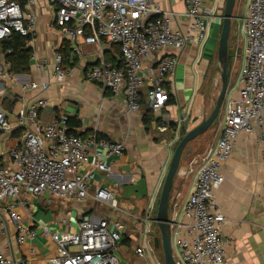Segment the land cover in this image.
<instances>
[{
	"label": "built area",
	"instance_id": "obj_1",
	"mask_svg": "<svg viewBox=\"0 0 264 264\" xmlns=\"http://www.w3.org/2000/svg\"><path fill=\"white\" fill-rule=\"evenodd\" d=\"M208 1L185 0L187 21L175 27L171 12L164 11L155 0H49L54 6L53 25L74 43V53H82L76 42L78 38L100 47L115 44L119 48L120 64L101 58L86 69L84 77L100 83L114 95H121L128 112L139 111L147 103L153 114L160 115L166 124L174 123L163 109L170 100L167 78L172 77L178 58L166 54L156 63L146 59L169 48L181 50L193 43H204L210 26L214 22L222 25L223 21V11L219 8L224 0L206 5ZM37 3L38 0H0V40L9 38L15 30L30 36L27 43L33 47ZM236 18L243 43L242 54L237 49L234 60L241 58V66L235 83L232 82L234 85L227 91L217 138L190 162L188 171L193 173V183L182 214L171 219L177 264H223L227 240L221 231L226 216L215 200L214 191L224 180L222 168L232 155L240 132L253 133L257 142L264 145V0H246L242 15ZM11 51L12 48L0 50V137L15 128L20 130V135L15 145L2 148L0 144V200L3 201L0 236L7 233V223L11 221L17 229V241L25 243L35 238L39 230L24 223L23 215L14 205V200L22 201V193H46L75 203L93 199L119 209L117 196L109 188L95 184L94 179L98 171H111L114 156L122 155L126 144L96 134L82 137L70 130L65 114L44 122L39 117L40 110L49 105L44 96L29 101L11 118L12 109L4 105L8 81L15 78L6 58V53ZM34 54L33 51L31 58ZM53 54L54 76L61 82L70 68L64 65L60 48ZM47 87V81L21 84L23 91ZM186 115L175 122L171 141L175 147L184 134L180 129ZM260 154L264 159V146ZM156 203L157 199L152 197L146 209L148 215L156 213ZM50 227L40 224L41 232L55 242V252L48 259L50 264H125L116 252L125 230V223L119 217L87 212L79 217L75 230ZM150 246L153 247L151 239L137 246L136 252L144 255ZM7 249L0 239V264H14ZM18 263L40 264L31 256ZM154 264H164V260L157 257Z\"/></svg>",
	"mask_w": 264,
	"mask_h": 264
},
{
	"label": "crops",
	"instance_id": "obj_2",
	"mask_svg": "<svg viewBox=\"0 0 264 264\" xmlns=\"http://www.w3.org/2000/svg\"><path fill=\"white\" fill-rule=\"evenodd\" d=\"M164 11L171 12L173 26L180 27L187 21L185 0H155ZM210 0L206 5H210ZM221 4V1H217ZM223 7L219 8L224 11ZM37 23L33 38L34 57L31 59L29 74L17 75L8 81L6 95L14 101L11 106L15 116L37 97H47L49 105L40 110L39 117L50 122L54 117L65 114L73 117L77 125L73 132L82 137L96 136L110 140H122L126 150L122 155L114 156L110 172L98 171L94 183L109 188L119 202V209H111L93 199L84 203L62 201L52 195L22 193V201L14 200V205L23 215V221L39 232L35 238L25 243L17 241V229L8 221L7 233L0 236L7 246V255L14 264L22 258L35 257L40 264H50L49 257L55 252V242L41 232L40 224H50L51 229H77L79 217L87 212H97L121 218L125 223L123 239L117 255L125 264H154L160 248L154 245V236L158 235L155 221L156 213L148 215L147 206L152 197L158 199L169 161L173 154L171 141L175 136L170 124L163 122L160 115H154L150 123L145 121L146 108L128 112L121 95H114L100 83L88 81L84 77L86 69L95 65L101 58L119 62V48L115 44L85 43L82 38L76 41L82 53L73 52V44L65 38L61 29L53 25L54 6L49 0H38L35 7ZM221 25L214 22L204 43H193L181 50L169 48L146 59L156 63L166 54H175L178 58L172 77L167 78L174 102L167 103L163 112L171 122H176L185 114L181 129H190L191 117L205 113L204 98L200 88L207 66L217 48ZM69 42L67 61L69 67L66 78L59 82L53 72L54 50L65 48ZM47 81L46 89L23 91L21 84ZM204 134V133H203ZM1 147L15 145L19 141L18 128L1 134ZM15 141V144L13 142ZM210 133L193 139L186 146L179 170L175 176L169 206L170 218L180 217L183 203L188 196L193 173L188 171L190 162L204 153L211 144ZM264 146V145H262ZM260 143L253 133H239L232 155L223 166L224 180L215 189L214 197L223 209L226 222L222 235L227 240L223 264H264V159L261 157ZM160 190V191H159ZM9 200V199H8ZM156 203V205H157ZM3 201L0 200V205ZM157 212V211H156ZM187 217L183 215V220ZM2 217L0 215V224ZM151 239L153 247L144 255L136 252V247ZM149 244V241H148ZM31 248L34 251L31 253ZM161 259V258H160Z\"/></svg>",
	"mask_w": 264,
	"mask_h": 264
},
{
	"label": "water",
	"instance_id": "obj_3",
	"mask_svg": "<svg viewBox=\"0 0 264 264\" xmlns=\"http://www.w3.org/2000/svg\"><path fill=\"white\" fill-rule=\"evenodd\" d=\"M237 0H225L223 21L217 46L216 67L220 71L221 84L220 90L208 115L196 114L190 119L193 126L187 129L182 138L177 143L172 157L169 161L166 174L163 179L160 196L158 199L155 221L158 226V235L154 236V245L156 248H162L164 252V264H177L172 244L171 218L169 214L170 203L174 198L171 196L173 182L179 170L183 152L190 141L205 133L217 118L221 107L225 101L229 86V36L231 32L232 19L234 18V8Z\"/></svg>",
	"mask_w": 264,
	"mask_h": 264
},
{
	"label": "rangeland",
	"instance_id": "obj_4",
	"mask_svg": "<svg viewBox=\"0 0 264 264\" xmlns=\"http://www.w3.org/2000/svg\"><path fill=\"white\" fill-rule=\"evenodd\" d=\"M246 0H237L236 5L234 8V18L232 19V26H231V32L229 36V53L230 57L229 60L231 61L230 67H229V86L228 89L232 86V82L234 80V83L237 78V70L241 66V58L238 60H234V55L237 49H239L240 54H242V43L243 40L238 34V21L237 16H241L244 7H245ZM218 46V43H217ZM216 59H217V48L215 49L213 53V59L210 60L209 65L207 66V70L205 72L204 80L202 81L201 88H200V95L204 98V115H208L212 109V107L215 104V101L217 99L219 90H220V84H221V77H220V71L216 67ZM234 67V69H233ZM233 70V71H232ZM236 73V74H235ZM235 78V79H234ZM234 85V84H233ZM236 87H234L235 89ZM226 100V98H225ZM225 101L221 107V110L215 119L214 123L211 125V127L205 132L210 133V139L212 142H214L217 138V134L219 132V126L223 119V110H224ZM204 133V134H205ZM204 134H201L202 136ZM175 146L173 147L174 150ZM158 205V203H157ZM159 258L164 259V252L163 249L160 248L159 252L157 253Z\"/></svg>",
	"mask_w": 264,
	"mask_h": 264
},
{
	"label": "trees",
	"instance_id": "obj_5",
	"mask_svg": "<svg viewBox=\"0 0 264 264\" xmlns=\"http://www.w3.org/2000/svg\"><path fill=\"white\" fill-rule=\"evenodd\" d=\"M30 38V36L22 35L19 31H13L12 35L7 39L0 40V50L4 51L7 48H12V51L9 53H6V58L11 63V70L14 72L15 76L17 75H23V74H29L31 70V57L33 52V47L27 43V40ZM65 48H63L61 51L63 53V61H67V52L69 47V42L66 41ZM117 64H120L118 62ZM231 61L229 60V67H230ZM230 76V75H229ZM167 86L170 87V83L166 82ZM174 102V97L172 95L171 89H170V100L169 103ZM14 101H11V99L6 96L4 98V105L11 109V106L14 105ZM144 108H146V115H145V121L147 123H150V120L153 119L154 114L152 110L148 107L147 103H144ZM68 123L70 126V130H72L73 127L77 125L76 120L73 117L68 118ZM173 129L175 130L176 124L171 123ZM182 133H185V129L182 128ZM99 137V136H98ZM15 144V141L13 142Z\"/></svg>",
	"mask_w": 264,
	"mask_h": 264
}]
</instances>
